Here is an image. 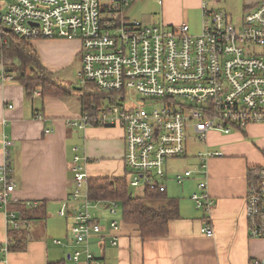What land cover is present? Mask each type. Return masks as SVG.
Segmentation results:
<instances>
[{"label": "built area", "instance_id": "2783aa9c", "mask_svg": "<svg viewBox=\"0 0 264 264\" xmlns=\"http://www.w3.org/2000/svg\"><path fill=\"white\" fill-rule=\"evenodd\" d=\"M137 1L0 0V25L31 41H79L78 80L103 97L68 120L67 126L120 129L129 188L164 194L170 180L177 185L195 180L198 192L191 201L207 213L213 203L206 192V162L221 154L198 151L189 156V141L204 145L209 133H242L250 125L264 124V0L237 19L216 8L220 0H202L198 35H191L186 23L129 21L127 9ZM13 79L2 67L0 81ZM130 97L139 100L130 106ZM36 118L43 119L40 114ZM10 146V141H3L0 212L6 214L9 229L17 230L18 217L7 209L16 186L7 164ZM185 158L196 162V170L174 173L168 163ZM85 165L83 157H73L71 197L80 206L73 211L70 229L78 247L69 255L72 264H95L88 242L101 234L89 211ZM246 178L248 236L264 240V165L249 167ZM116 208L114 201L106 204L111 214ZM59 215H67L65 206ZM109 229L117 231V221L110 222ZM201 233L213 235L208 222ZM109 240L117 244L115 236ZM251 264H264V257Z\"/></svg>", "mask_w": 264, "mask_h": 264}, {"label": "crops", "instance_id": "0c3cea01", "mask_svg": "<svg viewBox=\"0 0 264 264\" xmlns=\"http://www.w3.org/2000/svg\"><path fill=\"white\" fill-rule=\"evenodd\" d=\"M261 1L220 0L216 8L237 19ZM160 2V23H186L190 32H200L202 0ZM184 11L193 13L198 21H184ZM32 45L42 66L56 74L59 81L74 66L81 68V44L77 40H36ZM37 88L34 91L39 95L33 91L27 96L16 80L0 81V165L4 163L2 143L10 141L7 164L16 186L7 209L16 213L20 223L19 229H9L6 214L0 212V264H72L69 255L78 247L70 229L73 211L80 206L71 197L70 169L75 155L86 160L88 180L125 176L120 129L78 130L67 126L68 120L77 118L88 107L81 96L93 90L73 88L80 92L79 101H70L72 95L42 97ZM37 114L43 119H37ZM48 129L50 132L45 134ZM245 135L263 137L252 142ZM203 151L221 154L206 162V192L213 204L207 213L197 210L190 201L197 188L168 181L165 194L177 201L179 217L169 222L165 237L142 239L137 227L123 220L119 202L114 201L116 213L111 214L106 204L112 200L90 199L86 184L89 211L101 227L100 236H92L88 242L95 264H251L264 257V240L249 238L244 215L247 169L264 165V124L250 125L244 134L209 133ZM170 182L177 185L176 189L168 187ZM29 203L32 208L27 206ZM63 206L67 209L65 217L59 215ZM112 221L118 223L115 232L109 229ZM206 222L212 228L211 237L201 233ZM112 236L117 238L115 246L109 240Z\"/></svg>", "mask_w": 264, "mask_h": 264}, {"label": "trees", "instance_id": "16d2710c", "mask_svg": "<svg viewBox=\"0 0 264 264\" xmlns=\"http://www.w3.org/2000/svg\"><path fill=\"white\" fill-rule=\"evenodd\" d=\"M4 29L0 25V64L7 73L14 75V80L23 86L27 96H31L37 87L41 89L42 97L72 95L70 87L63 85L56 74L42 66L31 40ZM83 87L93 90L81 96L83 105L98 104L103 94L90 84ZM87 183L90 199L112 200L121 204L123 220L135 225L142 239L165 237L169 222L179 217L177 201L168 198L165 193L144 191L141 196L135 197L124 178L89 179Z\"/></svg>", "mask_w": 264, "mask_h": 264}, {"label": "rangeland", "instance_id": "374dc122", "mask_svg": "<svg viewBox=\"0 0 264 264\" xmlns=\"http://www.w3.org/2000/svg\"><path fill=\"white\" fill-rule=\"evenodd\" d=\"M109 0H100V3H108ZM1 4V3H0ZM126 17L129 21L133 22H139L143 25H150L152 23H160L159 20V6L157 4L156 0H138L137 2H135L131 7H129L127 9V13H126ZM183 20L184 21H188L189 24H195L198 21V18L196 16V19L194 17V14L191 13L190 11H184L182 14ZM191 35H198L199 32H191ZM79 67L74 66L67 74H65L64 76L61 77L60 82L63 83V85L65 86H69L72 90V97L70 101H79V97H77V94L80 93L76 90H74L73 88H81L82 90H85L83 88V86L80 85V82L78 80V72H79ZM39 88V87H38ZM83 92V91H82ZM139 99L136 97H130L127 98V103L131 106L133 104H135ZM103 104H105L103 102ZM246 132V129H243L242 134H244ZM241 133V132H239ZM244 137L249 138L250 136L245 135ZM263 136H257L255 138H249L252 142H257L256 138H262ZM188 154L192 155L198 151H203V145L202 144H198L195 143L193 141H189V145H188ZM189 160H173L170 163H168V165L171 167L172 171L174 173H180L183 170L190 169L192 171L196 170V162L191 159L188 158ZM192 185V189L193 186L196 190V184L197 181L195 180H191V182H185L184 185ZM176 184L170 182L168 184V187L171 188H175L176 189ZM178 188V187H177ZM181 188V187H179ZM130 192L133 194V196L135 197H139L142 195V191L139 188H129ZM194 190V189H193ZM190 199V198H189ZM191 201V200H190ZM192 203V202H191Z\"/></svg>", "mask_w": 264, "mask_h": 264}, {"label": "water", "instance_id": "95a60500", "mask_svg": "<svg viewBox=\"0 0 264 264\" xmlns=\"http://www.w3.org/2000/svg\"><path fill=\"white\" fill-rule=\"evenodd\" d=\"M4 31H5V32H10V30H9V29H4Z\"/></svg>", "mask_w": 264, "mask_h": 264}]
</instances>
